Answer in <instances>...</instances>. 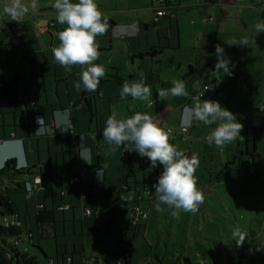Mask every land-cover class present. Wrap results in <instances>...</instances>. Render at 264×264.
<instances>
[{"label": "crops", "instance_id": "crops-1", "mask_svg": "<svg viewBox=\"0 0 264 264\" xmlns=\"http://www.w3.org/2000/svg\"><path fill=\"white\" fill-rule=\"evenodd\" d=\"M241 5H245L244 8L250 12L257 8L264 10V0L186 1L177 10L176 18L163 17L155 23L160 25L157 30L158 35L163 32V28L169 25L172 39L168 42V46L181 47L180 19H187L199 13L201 16L197 17L202 19V26L197 31L199 32L197 39L200 41L205 39L207 42L205 45L214 50L221 38L227 39L226 34L230 31L228 27L230 17H234L235 21L241 19L238 22L239 25H249L247 15L245 16ZM1 6L0 3V8ZM211 9L217 12L219 23L216 27L214 26L216 19L210 14ZM129 10L131 9H122L116 13L117 17L123 20L117 17L109 18V32L97 37L100 45V58L96 63L103 64L108 69V73L101 80L96 92L75 89L74 84L79 80L81 67L74 66L70 72L65 71L54 60L52 49L59 45L56 33L62 30L64 25H58L52 16L42 17L40 21L43 22V26L38 28L42 34L39 37L36 36L33 44H29V38L23 36L22 30L25 27L27 32L25 34H29L32 29L27 26L26 21H23L24 18L20 16L15 22L10 15L9 18L1 16L0 140L2 142L0 143V168L7 159L14 158L16 166L26 171L15 177L0 176V189L8 190L23 221L31 224L33 228L37 225L35 214L41 204L45 205L46 209H55L56 236L40 240L35 236L34 240L48 258L56 257L55 264H66L64 260L66 261L69 256L65 253L75 254L70 264H82L83 251L95 256L97 261L99 257L103 258L104 264H110V258L114 262L123 261L127 257L124 236L132 237L138 234L140 237L145 234L142 229H148L147 226L151 225V216L155 210L153 185L157 182L163 167L158 165L152 168L146 157H141L136 152L134 156L133 151H129L128 156L135 161L133 165L135 173L129 172L123 159L128 146L119 147L115 152H111L112 146L105 143L102 136L106 120L111 114L116 113L118 118H127L136 112H143L131 96L126 99L120 97L123 83L133 82V77L137 75L136 67H134L135 59L137 57L142 61L148 59L146 55L152 54H145L149 51L147 50L149 47L156 49V53L152 54L154 56L164 52L161 49L163 41L160 38L151 44L149 41L147 44L141 43L144 24L147 36L150 32V21H153L145 20L144 15L134 16L133 11H130L131 14H125V11ZM131 16L136 17L134 21H131ZM126 17L130 18L125 22ZM207 19L209 24L205 25L204 22ZM192 22L195 23L196 20ZM16 24L19 33L14 32ZM245 29L248 33L246 36L251 38V43L246 45V49L259 55L260 50L264 51L263 42L258 35L252 34L249 28ZM12 33H15L16 37H12ZM29 36L31 38L32 35ZM261 36L264 40V33ZM25 40H27L26 43ZM115 40H122L126 43V45L121 44L122 57L114 49ZM49 41L50 48L47 46ZM19 53L21 62L17 65ZM189 66L194 67L191 63ZM141 68L139 67V74L142 71ZM262 73L264 75V71ZM151 75H155V72L152 71ZM162 83L165 87L167 86L166 81ZM204 85L210 84L204 83ZM205 98L202 100H209L208 97ZM31 99L36 101L34 106L30 104ZM256 101L264 103V93L259 95ZM198 102L199 100L192 101L191 96L184 102H180L174 118L175 125L170 124L165 130H171V135H182L183 139H190V133L196 129L197 124H193L186 132L181 131L182 115L185 105L191 106ZM65 109L70 112V128L66 131L62 129L68 128L69 124L61 115ZM38 117L44 118L41 127L37 123ZM254 138V152H257L259 142L257 136ZM250 139L251 149L253 140ZM236 143L241 146L240 140H236ZM247 147L251 153L248 145ZM190 151L189 149L188 152ZM82 157L88 159L90 163ZM251 160L254 165L253 156ZM229 161L226 160L224 163L225 173ZM27 166L31 167V171H28ZM81 168L86 169L81 182L70 184V177L76 175ZM38 175L42 178L43 189L33 196H28L24 184ZM112 185H117L121 191V201L113 197L102 196L104 191ZM145 185L153 190L150 198L142 196ZM82 192L87 193L85 200L82 199ZM137 200L139 202L141 200L143 213L138 226L130 222ZM63 204H68L69 208L60 209ZM85 207L91 209L90 215H85ZM147 208L149 211H146ZM100 222L106 227L109 239L102 236L104 239L96 246L98 240L93 234L99 230ZM46 240L52 241V245L49 246L51 254H48L43 246ZM90 241L94 242L93 249ZM98 247H100L99 250ZM101 247H103L102 250ZM94 249H97L100 254H97ZM129 256L131 264H134V251L129 252ZM114 257L117 259L115 260ZM48 258H45V264ZM8 261V254L0 250V264H8Z\"/></svg>", "mask_w": 264, "mask_h": 264}, {"label": "rangeland", "instance_id": "rangeland-1", "mask_svg": "<svg viewBox=\"0 0 264 264\" xmlns=\"http://www.w3.org/2000/svg\"><path fill=\"white\" fill-rule=\"evenodd\" d=\"M153 1L96 0L108 18L117 17L116 13L122 9H131L125 11V14H131L130 11H133L134 16L137 14L144 15L147 21H153L155 16ZM20 2L24 6H30L32 0H20ZM0 3L2 5L0 20L1 16L9 18L8 14L3 13V9L6 5H10L12 0H0ZM35 3L36 10L34 12L29 10L27 14L21 16L24 18L23 21H26L27 26L32 29L29 34H25L27 33L25 27L22 30L23 36L29 38V44H33L36 36L39 37L42 34L38 30L43 26L40 19L42 17L50 18V16L55 18L56 15L52 7L54 0H35ZM241 7L245 16L247 15L249 25H239L238 22L241 19L235 21L234 17H230L228 22L230 31L226 34L227 39L221 38L217 42L224 48L225 55L230 59L231 65H234L231 67L233 75L223 76L222 72L217 73L216 75L222 77V82L211 89L207 95L209 100L218 101L222 107L236 114L237 120L243 124L241 133L243 138L237 139L241 141V146H238L236 141L222 149L217 148L214 144H209L205 137L216 125L197 124L196 129L190 133L191 138L188 140L183 139L182 135L170 134V143L178 145L188 156L193 154L198 156L200 164L195 175L198 177V188L205 195V202L195 214L180 212L174 215L172 210L167 208L162 212L154 210L150 227L147 226L148 229H142L145 234L140 237L138 234L132 237L125 235L123 240L127 246L126 252L129 254V252L134 251V264H186L185 257H189L195 264H238L236 243H238L241 235L245 238L243 243H239V245H243L244 250L250 251L252 256H258L257 248L264 249V103L256 101L257 97L264 93V75L262 73L264 71V51L260 50L259 55H256L252 50H247L246 46L226 43L229 41L239 42L246 38L247 44H250L251 38L246 36L248 33L245 32L247 31L245 28H249L252 34L258 35L264 44L261 36L264 32H258L255 27L257 24L264 23V10L257 8V10L250 12L244 8L245 5H241ZM210 12L216 19L214 23L216 27L219 23L217 12L214 9H211ZM197 16L201 15L198 13L189 16L187 19H180L181 47L168 46V42L172 39L170 38L171 27L169 25L163 28V32L158 35L157 30L160 25L150 21L149 34L145 35V24L143 26L144 32L141 33L142 44H147V41L151 44L160 38L163 41L161 49L164 52L157 56L146 55L149 60L146 59L145 61L139 57L135 59L134 67H136L137 75L133 77V82L142 78L152 88L150 106L148 102L139 100H135V103L140 106L143 112L151 114L157 123L166 130L168 125H175L174 118L179 103L184 102L189 97L170 95L167 99L162 100L157 97L158 88H169L172 80H182L187 86L189 96L192 97L204 83L216 84V79L212 73L217 63L215 49L208 48L205 45V39L201 41L197 39L199 38L197 31L202 26V19ZM131 17V21L136 18ZM129 18L126 17L125 22ZM119 19L123 20L122 18ZM192 20H196V22L193 23ZM204 24H209L208 19ZM63 27H67V25ZM109 30L110 24L107 33ZM14 32L19 33L17 24ZM29 35H32L31 38ZM12 37H16L15 33H12ZM26 42L27 40H25ZM121 44L126 45L122 40H115L114 49L122 57ZM47 46L50 48V41ZM147 50H151V48L149 47ZM20 58L21 54L19 53L17 65H20ZM189 63L194 67H190ZM129 66L133 67V65ZM139 67H142L143 76L141 73L139 74ZM152 71L155 72L156 77L151 75ZM150 75L153 78H150ZM165 81L167 82L166 87L162 83ZM260 86L262 88H258ZM160 109L161 112H159ZM255 136L259 142L257 152H254ZM250 138L253 140L251 149ZM247 145L251 153L247 150ZM189 149L190 152H188ZM132 154L136 155L135 152ZM252 156L255 159L254 165L252 164L255 173L250 172L247 164V160L251 159ZM226 160L234 161L228 164L231 167L230 178L226 176L227 170L226 173L224 170ZM146 211L149 209L147 208ZM93 235L94 237L97 236L98 243L96 246L104 239L102 236L109 239L108 231L101 222L99 230L95 231ZM9 241L12 242V240ZM90 243L93 249L94 242L90 241ZM50 245H52L51 240L43 242L48 254L52 252L49 248ZM18 248L22 252L40 254V263L45 264L46 260L42 251L28 245L26 238L20 241ZM99 249L100 247H98ZM102 249L103 247H101ZM94 251L100 254L97 249ZM67 256L72 257L75 254L68 253ZM247 258L250 260V255ZM110 259V264H116L112 258ZM252 260L257 264H263L257 257ZM98 262V264H104L103 258L99 257ZM65 263L68 264L66 261ZM13 264L18 263L14 261Z\"/></svg>", "mask_w": 264, "mask_h": 264}, {"label": "clouds", "instance_id": "clouds-1", "mask_svg": "<svg viewBox=\"0 0 264 264\" xmlns=\"http://www.w3.org/2000/svg\"><path fill=\"white\" fill-rule=\"evenodd\" d=\"M52 7L56 12V23L61 26L67 25L56 33L59 45L52 49L55 62L69 72L74 66L81 67L79 80L74 84L75 89L96 92L101 80L108 73V69L103 64L96 63L100 58V45L97 37L107 34L108 15L100 9L96 0H78V2L54 0ZM29 10L33 12L36 10L35 0H32L30 6L22 5L20 0H12L10 5L4 7L3 13L10 15L15 21L27 14ZM255 27L258 32H264V23L257 24ZM226 43L246 46L247 39ZM215 55L217 63L212 73L216 84L210 83L205 91L214 89L222 82V77L216 75L217 73L222 72L223 76L233 75L231 67L234 65H231L224 48L219 44L216 45ZM170 95L187 98L190 94L182 80L174 79L169 88L157 89L159 99H167ZM129 96L134 100L148 102L150 106L152 88L145 83L144 79L134 82L125 81L120 97L126 99ZM61 115L69 124L68 128L62 129L66 131L70 128V112L65 109ZM43 120L44 118H37L40 127ZM193 124L216 125L205 139L217 148L222 149L237 139L243 138L241 135L243 124L237 120L236 114L222 107L218 101L199 98L198 103L191 106L185 105L181 126L190 128ZM102 136L105 143L112 146L111 152L127 145V151H133L141 157H146L152 168L158 165L163 167L157 182L153 185L155 211L162 212L167 208L172 210L174 215L180 212L195 214L199 211V207L205 202V195L198 188V177L195 175L200 164L199 158L195 154L186 155L178 145L170 143V131L162 128L151 114L136 112L127 118H118L117 114L113 113L106 120ZM82 159L90 163L88 159L83 157ZM244 238L245 236L241 235L238 243H243ZM260 250L257 248V251Z\"/></svg>", "mask_w": 264, "mask_h": 264}, {"label": "trees", "instance_id": "trees-1", "mask_svg": "<svg viewBox=\"0 0 264 264\" xmlns=\"http://www.w3.org/2000/svg\"><path fill=\"white\" fill-rule=\"evenodd\" d=\"M170 19H173V18H170ZM153 23L155 24L157 22L153 21ZM149 53L155 54L156 49L152 48L151 50H149L145 54H149ZM128 152L129 151H126L123 159L126 162V167H127L128 171L132 172L134 174L135 170L133 169V165H134L135 161L132 157L128 156L129 155ZM233 162L234 161H229L227 163V174H226V176L228 178H230L229 171L231 170V167H229L228 164L233 163ZM252 162L253 161L251 159L247 160V164H248L250 172H251V168H252ZM142 166H144V165H142ZM27 169H28V171H31L30 166H27ZM25 171L26 170H24V168H21V169L17 168L16 160L14 158H10V159H7L6 163L0 168V176L6 175L9 177H15V176H18L20 174H24ZM251 173H255V172H251ZM230 180H232V179H230ZM102 196L103 197H113L117 201H121V198H120L121 197V191H119L117 185L109 186L104 191ZM142 199H144V198H142ZM140 202H141V200H140ZM140 202H139V200H137V205H140ZM134 210H135V208H134ZM12 212H19L18 208L15 205V203L13 202V200L11 199L8 190L6 188H4V189L2 188V189H0V216L3 214H6V213H12ZM35 215H36V224H37L35 228H33L31 224L25 223V221H24V225L21 227H15V226L14 227H5V226L0 225L1 245L5 249H7L8 251L11 252V254L13 255V262L16 261L18 264H41L40 263V257H41L40 254H38V253L37 254L36 253L30 254L27 251L22 252L18 248V246L15 244V240L17 238L24 237V236H27L28 234H30L31 238L33 239V243L30 244V246L39 248L38 243L34 242L35 236L38 237V240H40L42 238H46V237L52 238V237L56 236L55 225H54L56 222L55 209H46L45 205H43L42 208L39 207V209L37 210ZM133 215H134V213H133ZM132 217L130 218V222L132 221ZM138 225H139V223L136 224V226H138ZM9 240H12V242H10ZM117 244H118V246H120L119 243H117ZM244 244L246 246H248V244L246 242H244ZM236 245H237L236 246L237 247V255L236 256H237L238 264H257L256 262H254L252 260L255 257H257L259 259L260 263L262 262L264 264V249L257 251L258 256H254V255L252 256L250 251L244 250L243 245H239V243H236ZM120 249H122L121 246H120ZM1 251H3V250H1ZM3 252L6 253L5 251H3ZM65 254H68V253H65ZM83 254H85V251L82 252V256H83ZM248 255H250V257H251L250 260H249V258H247ZM44 256L46 259L48 258L47 255L44 254ZM71 258L73 259V257H71ZM50 259L51 258H48L47 263ZM67 259H66V262H68ZM116 259L117 258H115V260ZM64 262H65V260H64ZM185 262H186V264H195L192 262V260L189 257H185ZM115 263L116 264H131V259H130L129 254H127V257L123 261L118 262L116 260ZM68 264H70V263L68 262ZM97 264H98V261H97Z\"/></svg>", "mask_w": 264, "mask_h": 264}, {"label": "built area", "instance_id": "built-area-1", "mask_svg": "<svg viewBox=\"0 0 264 264\" xmlns=\"http://www.w3.org/2000/svg\"><path fill=\"white\" fill-rule=\"evenodd\" d=\"M191 0H154L153 1V8L155 11V16L153 18V21L158 22L163 17L168 18H175L177 16V10L181 7V5ZM194 1H201V0H194ZM1 42V39H0ZM209 85H204L201 89L196 91V93L191 97L192 101H198L199 98L202 100L206 97L208 91H205L206 87ZM205 91V92H204ZM204 92L203 96L202 93ZM201 96V97H200ZM31 106H34L36 104V101L34 99H31L30 101ZM188 128H184L181 126V131L186 132ZM171 131V130H170ZM2 140H0V143ZM17 168H19L17 166ZM85 168H81L80 171L76 174L70 177L69 182L70 184L80 183L81 179L84 175ZM251 172H254V166L251 168ZM25 192L28 196H33L36 194L39 190L43 189L42 186V178L38 175L35 176L32 181H26L24 184ZM153 190H151L149 187L145 185L142 196L144 198H150L152 195ZM87 194L85 192H82V199H86ZM40 208L43 207V204L39 206ZM69 208L68 204H63L60 209H66ZM91 209L88 207H85V215H90ZM142 207L140 205H137L134 210V215L132 217V223L136 225L140 222V219L142 218ZM0 225L5 227H21L24 225V221L22 219V216L19 212H12V213H6L0 216ZM27 239V244L30 245L33 243V239L31 238V235L28 234L24 237H19L15 240V244L18 246L20 241H23V239ZM67 261L71 263L73 259L71 257H68ZM82 264H97V258L93 255H90L88 253L83 254L81 259ZM47 264H55V260L51 258Z\"/></svg>", "mask_w": 264, "mask_h": 264}, {"label": "water", "instance_id": "water-1", "mask_svg": "<svg viewBox=\"0 0 264 264\" xmlns=\"http://www.w3.org/2000/svg\"><path fill=\"white\" fill-rule=\"evenodd\" d=\"M0 250H3L8 254L9 256L8 264H13V255L11 254V252L5 249L1 244H0Z\"/></svg>", "mask_w": 264, "mask_h": 264}, {"label": "flooded vegetation", "instance_id": "flooded-vegetation-1", "mask_svg": "<svg viewBox=\"0 0 264 264\" xmlns=\"http://www.w3.org/2000/svg\"><path fill=\"white\" fill-rule=\"evenodd\" d=\"M76 0H73V2H75Z\"/></svg>", "mask_w": 264, "mask_h": 264}]
</instances>
